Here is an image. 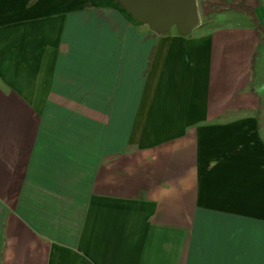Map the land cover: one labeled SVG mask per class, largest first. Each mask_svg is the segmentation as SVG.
<instances>
[{
	"label": "crops",
	"instance_id": "0c3cea01",
	"mask_svg": "<svg viewBox=\"0 0 264 264\" xmlns=\"http://www.w3.org/2000/svg\"><path fill=\"white\" fill-rule=\"evenodd\" d=\"M0 264H264L250 18L181 31L121 0H0Z\"/></svg>",
	"mask_w": 264,
	"mask_h": 264
},
{
	"label": "water",
	"instance_id": "95a60500",
	"mask_svg": "<svg viewBox=\"0 0 264 264\" xmlns=\"http://www.w3.org/2000/svg\"><path fill=\"white\" fill-rule=\"evenodd\" d=\"M137 18L159 29L176 23L185 31L199 21L196 0H121Z\"/></svg>",
	"mask_w": 264,
	"mask_h": 264
},
{
	"label": "trees",
	"instance_id": "16d2710c",
	"mask_svg": "<svg viewBox=\"0 0 264 264\" xmlns=\"http://www.w3.org/2000/svg\"><path fill=\"white\" fill-rule=\"evenodd\" d=\"M199 20L209 19L222 10H231L247 15L254 25L258 41L264 45V28L257 22L247 6V0H196Z\"/></svg>",
	"mask_w": 264,
	"mask_h": 264
},
{
	"label": "rangeland",
	"instance_id": "374dc122",
	"mask_svg": "<svg viewBox=\"0 0 264 264\" xmlns=\"http://www.w3.org/2000/svg\"><path fill=\"white\" fill-rule=\"evenodd\" d=\"M123 4V3H122ZM197 4V3H196ZM124 5V4H123ZM125 6V5H124ZM126 9H128L127 7H126ZM128 11H130L129 9H128ZM131 12V11H130ZM132 13V12H131ZM132 15H134L133 13H132ZM134 17L137 19V20H139V21H143L146 25H149L151 28H157L156 26H154V25H152V24H150L149 22H146V21H144V20H142V19H140V18H137L135 15H134ZM171 24H174V25H176V23H170V25ZM196 25V24H195ZM177 26V25H176ZM157 29H159V28H157ZM164 29V28H163Z\"/></svg>",
	"mask_w": 264,
	"mask_h": 264
}]
</instances>
